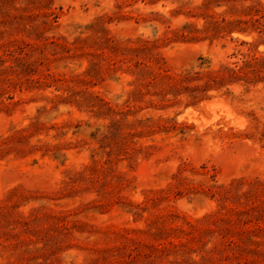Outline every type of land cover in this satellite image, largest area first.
<instances>
[{
	"label": "rangeland",
	"instance_id": "374dc122",
	"mask_svg": "<svg viewBox=\"0 0 264 264\" xmlns=\"http://www.w3.org/2000/svg\"><path fill=\"white\" fill-rule=\"evenodd\" d=\"M206 1L0 0V264H175L177 248L199 260L208 216L226 211L208 188L264 181V82L196 105L137 102L126 122H150L114 126L127 48L147 42L171 73L233 62L242 41L264 54L251 25L204 30L264 0Z\"/></svg>",
	"mask_w": 264,
	"mask_h": 264
},
{
	"label": "trees",
	"instance_id": "16d2710c",
	"mask_svg": "<svg viewBox=\"0 0 264 264\" xmlns=\"http://www.w3.org/2000/svg\"><path fill=\"white\" fill-rule=\"evenodd\" d=\"M212 0H207L209 5ZM232 9V8H231ZM240 13L251 15L248 20L237 19L227 21L214 16H208L209 21L204 30L213 34L230 33L233 30L244 33L246 25H251L264 40V7L258 3L251 4L240 10ZM248 45L249 52L240 53V57L233 62L221 63L217 68L205 65L203 58L197 68H188L179 73H171L164 67L163 57L154 52L147 42L141 46L126 49V63L133 79L129 83L132 88L126 93L123 106L128 107L124 116L114 122L119 127L130 113V106L137 102L150 106L175 105L186 100V104L196 105L210 98V91L216 93L225 90L222 94H230V86L242 85L246 91L258 82H264V54L254 52L255 45L242 41ZM205 65V66H204ZM149 118L126 122L130 130L140 124H147ZM146 126H151L146 125ZM167 129L165 123L158 124ZM135 135V133H131ZM258 139L264 142V130L259 133ZM215 188L212 195H217L222 209L226 211L209 215L211 225L205 232L214 239L211 248L205 250L199 260L186 258L183 252L175 249V264H264V181L253 179H234L228 184H213L208 189ZM231 202L239 207L226 208ZM262 208V209H260ZM228 213V214H227ZM179 231V227H171ZM210 239V240H211ZM209 240V241H210ZM176 248V246H174ZM178 252V253H177ZM182 257H176V255Z\"/></svg>",
	"mask_w": 264,
	"mask_h": 264
}]
</instances>
